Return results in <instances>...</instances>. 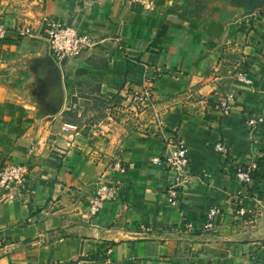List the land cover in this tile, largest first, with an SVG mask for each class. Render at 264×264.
<instances>
[{
	"label": "crops",
	"instance_id": "obj_1",
	"mask_svg": "<svg viewBox=\"0 0 264 264\" xmlns=\"http://www.w3.org/2000/svg\"><path fill=\"white\" fill-rule=\"evenodd\" d=\"M175 15L132 0H0L7 31L0 40V166L24 163L29 175L26 188L0 187V264H264V122L252 130L243 124L246 116L264 117V9L232 11L234 25L225 21L219 33ZM45 17L91 32L96 46L60 64L45 38L13 30L39 29ZM233 39L247 59L238 72L223 57ZM15 46L33 54L43 46L61 67L57 110L38 112L35 95L20 93L10 64ZM242 69L252 82L240 78ZM149 76L160 124L183 139L190 157L174 202L166 191L176 172L152 158L163 144L158 124L118 142L123 169L88 155L82 138H68L69 128L67 137L56 133L78 96L140 87ZM223 101L231 106L225 114ZM220 140L224 153L214 149ZM252 164L254 178L239 180ZM102 174L121 183V196L93 212ZM211 207L219 211L211 229L180 231Z\"/></svg>",
	"mask_w": 264,
	"mask_h": 264
},
{
	"label": "rangeland",
	"instance_id": "obj_2",
	"mask_svg": "<svg viewBox=\"0 0 264 264\" xmlns=\"http://www.w3.org/2000/svg\"><path fill=\"white\" fill-rule=\"evenodd\" d=\"M132 1L137 4H152L176 14L179 19L207 33H219L225 21L233 26L238 15L229 14L236 9L246 12L264 9V0ZM226 50L223 57L226 65L233 71L247 63L246 56L235 39L226 43ZM12 53L10 64L13 76L17 83H23L21 88L25 90L20 93L29 97L35 95L38 112L57 110L64 100L63 72L58 64L55 65L48 49L41 46L39 53L33 54L28 49L15 46ZM140 89L141 87L126 86L108 93L77 95L79 99L74 101L76 103L66 113L67 125H56V133L67 137L69 128L74 134L68 135V138H82L88 145V155L95 160L106 159L108 163L122 138L136 131L149 132L160 120L162 110L156 96L137 98ZM37 118L52 119L48 115Z\"/></svg>",
	"mask_w": 264,
	"mask_h": 264
},
{
	"label": "built area",
	"instance_id": "obj_3",
	"mask_svg": "<svg viewBox=\"0 0 264 264\" xmlns=\"http://www.w3.org/2000/svg\"><path fill=\"white\" fill-rule=\"evenodd\" d=\"M44 25L41 28H36L32 24L18 25L14 27V32L19 38L25 37H43L47 40L49 48L53 57L62 64L65 61L78 57L88 51H91L97 44V38L88 31L81 30L73 24H69L65 21L55 20L50 17L44 18ZM5 27L0 26V40L4 39L6 35ZM128 46L127 44L124 45ZM238 72V70L236 71ZM239 76L248 82H252L245 70H239ZM141 89L137 92L136 97L140 99H148L149 96H155V78L149 76L143 80L140 85ZM220 112L225 114L230 112L231 106L223 101L221 103ZM162 114L160 120L157 123V133L162 137L163 144L161 152L153 155V161L157 164L163 165L167 169L176 172V176L167 189L166 193L169 196V200L174 202L178 200L181 190L189 179L190 157L188 148L183 139L173 130L169 131L164 128L161 123ZM264 122V117H255L249 115L244 118L243 124L249 129L258 128ZM75 140V138H74ZM215 151L218 153H224L225 143L220 140L214 145ZM108 165L118 169H123L124 166L119 161V158L112 154L110 156ZM254 164L248 167L246 170H240L237 173L239 180L243 182H249L254 178ZM29 181L28 169L24 163H5L0 166V187L10 191L14 187L22 186L27 187ZM121 196V183L115 180L109 179L105 175H100L95 183L94 196L90 201V207L93 212H99L102 205L110 200L117 199ZM216 207L209 208L206 213L195 220L187 221L184 224L182 232L190 233L194 231L209 230L214 226V217L218 213ZM142 231L150 230L149 227H142ZM178 230V229H175ZM179 231V230H178ZM109 262L108 259H105ZM48 264H69L64 262H50Z\"/></svg>",
	"mask_w": 264,
	"mask_h": 264
}]
</instances>
